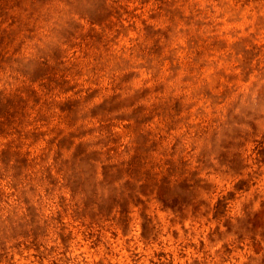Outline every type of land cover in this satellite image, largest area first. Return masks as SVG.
Segmentation results:
<instances>
[{
  "label": "rangeland",
  "instance_id": "obj_1",
  "mask_svg": "<svg viewBox=\"0 0 264 264\" xmlns=\"http://www.w3.org/2000/svg\"><path fill=\"white\" fill-rule=\"evenodd\" d=\"M0 264H264V0H0Z\"/></svg>",
  "mask_w": 264,
  "mask_h": 264
}]
</instances>
